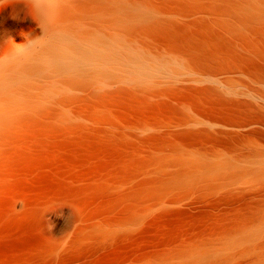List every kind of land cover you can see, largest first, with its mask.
<instances>
[{
	"label": "bare ground",
	"instance_id": "bare-ground-1",
	"mask_svg": "<svg viewBox=\"0 0 264 264\" xmlns=\"http://www.w3.org/2000/svg\"><path fill=\"white\" fill-rule=\"evenodd\" d=\"M19 5L33 12L38 29L14 38ZM0 7V168L51 154L56 137L87 142L93 155L106 139H136L123 128L163 127L174 141L175 159L154 155L110 178L106 164L88 168L91 180L79 191L83 198L106 196L107 214L114 203L134 205L90 226L95 238L111 243L142 223L144 215L158 208L166 212L172 191H212L216 181L249 173L225 171L210 157L194 164V153L184 152L182 144L212 136L187 128L197 124L247 129L213 135L233 141L263 137L264 0H0ZM164 96L179 106L156 101L152 115L139 114L149 101ZM164 136L149 134L140 142ZM170 165L176 171L163 175ZM148 166H156L155 182L125 195L112 193L109 184H128ZM256 175L264 180V170ZM29 208L22 195H15L6 214L25 220ZM95 216L79 214L83 221ZM36 219L38 226L51 221L45 213ZM263 232L264 213L258 210L231 227L217 223L165 254L112 264H228L232 246ZM251 248L257 254L250 264H264V246Z\"/></svg>",
	"mask_w": 264,
	"mask_h": 264
},
{
	"label": "rangeland",
	"instance_id": "rangeland-1",
	"mask_svg": "<svg viewBox=\"0 0 264 264\" xmlns=\"http://www.w3.org/2000/svg\"><path fill=\"white\" fill-rule=\"evenodd\" d=\"M37 27L33 12L19 5L13 14L11 33L14 38L27 37ZM226 97L232 99L234 95ZM242 99L258 102L246 97ZM156 101L179 106L177 101L164 96L149 101L139 114L152 115L156 110ZM254 127L258 126H251ZM187 128L212 135L182 144L186 148L184 152L194 153V164H201L206 157H210L211 161L222 164L225 171L249 173L228 181L226 178L216 181L212 184L216 186L212 191H172L167 195L169 203L163 207L166 212H160L158 208L144 215L142 223L126 230V235L108 244L104 238H95L88 228L105 221L106 217L126 214L134 205L131 200L120 201L114 203L112 212L107 214L106 203L110 199L106 196L90 201L83 198L79 191L91 180L88 168L106 164V177L110 178L127 170L130 165L134 166L135 162H144L154 155L175 159L171 150L174 141L165 134L168 129L161 127L154 131L134 132L123 128L125 134H134L136 139H106V143L96 144V149L100 151L95 155L92 148L87 147V142L73 137H56L54 145H50L51 154L29 156L26 161L0 168V264H112L136 261L174 250L195 236L207 234L217 223L231 227L255 211L264 213V180L256 175L264 170V131L262 138L241 142L213 135L221 131L243 133L247 129L224 130L204 124ZM149 134L165 136L163 141L141 143L140 140ZM155 169L156 166H148L146 172L135 175L130 183L122 186L113 188V184H109L112 193L125 195L135 192L151 179L155 182L158 176ZM176 169L170 165L163 170V175L173 174ZM198 184L205 186L204 183ZM15 195H22L30 207L25 220L6 214L7 203ZM82 212L89 215L96 212L97 216L83 221L79 217ZM38 213L50 215L51 221L38 226ZM252 245L264 246V232L262 235L252 234L244 242L232 246L228 264H250L257 254Z\"/></svg>",
	"mask_w": 264,
	"mask_h": 264
}]
</instances>
